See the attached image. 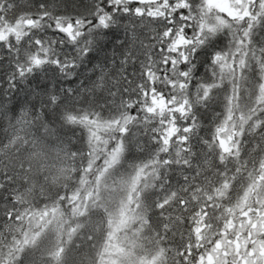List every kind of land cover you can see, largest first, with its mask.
<instances>
[{
  "label": "snow or ice",
  "instance_id": "1",
  "mask_svg": "<svg viewBox=\"0 0 264 264\" xmlns=\"http://www.w3.org/2000/svg\"><path fill=\"white\" fill-rule=\"evenodd\" d=\"M0 264H264V0H0Z\"/></svg>",
  "mask_w": 264,
  "mask_h": 264
}]
</instances>
